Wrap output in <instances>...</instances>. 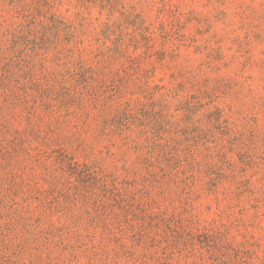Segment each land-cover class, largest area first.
Here are the masks:
<instances>
[{
    "label": "rangeland",
    "instance_id": "1",
    "mask_svg": "<svg viewBox=\"0 0 264 264\" xmlns=\"http://www.w3.org/2000/svg\"><path fill=\"white\" fill-rule=\"evenodd\" d=\"M7 5L0 0V33L23 23ZM82 5V0H48L49 13L64 21L70 52L62 54L60 66L48 63L50 81L45 83L56 92L81 90L87 75L100 94L96 109L83 108L88 120L76 102L59 108V100L50 102L47 113L39 112L31 127L25 119L0 115L1 230L15 228L18 218H32L33 225L41 218L42 226L61 227L69 215H77L82 221L78 248L37 252L31 236L18 226L15 246L1 253L0 264L6 259L8 264H162L160 240L172 233L191 249L190 254L186 249L188 264L199 256L211 262L204 233L213 251L221 250L222 264H264V0H118L110 13L91 1ZM106 24L109 33L103 36ZM36 31L41 44L53 41L51 29L37 26ZM7 38L0 35L3 42ZM21 40L29 43L33 37L25 30ZM66 65H78V77ZM84 102L91 103L86 96ZM125 109L141 120L151 114L147 119L172 129L178 155L195 158L196 165L182 161L174 177L180 182L188 170L194 176L190 189L183 191L167 179L160 186L147 184L154 155L130 149L126 141L145 143L150 131L139 133L140 119L117 131L101 122ZM19 111L16 107L13 114ZM188 134L196 141L184 146ZM143 158L148 162L143 164ZM59 190L75 199L67 215L49 205ZM118 195L134 198L133 215L158 217V246L137 247L130 232L119 234V243L113 238L100 243L103 233L111 236L98 222L90 226L96 202L110 205ZM118 213L121 221L125 213ZM144 220L137 227L148 231ZM86 235H95L94 252L80 247Z\"/></svg>",
    "mask_w": 264,
    "mask_h": 264
},
{
    "label": "trees",
    "instance_id": "2",
    "mask_svg": "<svg viewBox=\"0 0 264 264\" xmlns=\"http://www.w3.org/2000/svg\"><path fill=\"white\" fill-rule=\"evenodd\" d=\"M10 5L7 8H12L11 16L13 17V12L16 14V18L21 19L23 23H19L18 29L12 31L11 29L4 30L0 33L5 39L0 40L2 45H0V52L3 57H0V115H7L15 119L26 120L27 124L31 127L34 120L37 119L39 112L47 113L50 109V102L52 100H59V108L63 106L70 105V103L76 102L78 106V111H82V117L88 120L89 112L84 113L83 108L89 106L90 109H96V100L99 99L100 94L93 89L92 81L89 84V78L87 75L82 77L81 81L83 86L81 90H70L64 88L62 92H56L50 90L46 81L48 78V73L45 74V71H48V63L53 65H59V62L62 60V54H69L70 48L68 45V40L63 36L62 25L64 21L56 16L53 13H49V10L46 8L48 0H2ZM86 1H91L101 10H107L109 13L115 11L117 7L118 0H82V3ZM14 8V9H13ZM9 15V11L6 13ZM10 20V17H7ZM109 24L105 25V28L101 31L103 36H107L109 33ZM37 26H40L42 29L52 30L54 39L50 43L41 44L36 40V31ZM30 33L33 37V40L29 43H24L21 40V37L25 35V30ZM115 29H112L114 32ZM18 33V35H17ZM10 34V35H9ZM63 36V38H62ZM65 41V43H63ZM119 41V38H116V42ZM24 44L25 48L21 50L20 46ZM115 54H118L120 51L118 47L114 48ZM6 54H9L10 58H6ZM1 59H5L6 62ZM132 62H135L133 59ZM36 66L40 67L39 71ZM67 71L72 75L78 77V65H66ZM37 73L42 75L37 77ZM112 83L120 86L122 85L121 80H114ZM89 98L90 105H86L84 102V97ZM19 107L20 111L17 115L13 114V110ZM151 114H145V118L141 120L137 115L131 110H124L122 115L119 117L113 116L111 118H104L101 122L104 127H116L114 131L121 130V128L129 127L130 121H135L140 119V126H143L142 130L139 133H147L150 131L151 135L146 137L145 143H138L136 140L126 141V146L130 149L136 151L145 150L154 155V161L148 164L147 167L148 177L145 178V181L148 185L160 186L162 180L167 179V181H173L174 177L177 178V173L179 172V167L181 166L182 161L189 162L192 155L184 154V159L178 155V149L173 145V137L170 138L172 134L171 128H166L163 122L157 119H147ZM76 128V127H75ZM166 133V134H165ZM168 134V135H167ZM169 138L164 139L165 136ZM164 139V140H163ZM186 144L194 143L196 139L193 136L188 134L183 138ZM141 160V159H140ZM148 162L147 158L142 159V163ZM189 163L196 165L195 158H192ZM155 164V165H154ZM158 169V172H154L152 167ZM201 168H198V172ZM194 170V168H191ZM209 174H214L209 168L206 169ZM188 172V170H187ZM182 173L183 177L179 181H175L177 184H181L182 190H188L194 184V176L188 173ZM51 195H53L51 193ZM73 193L64 192L62 190L57 191V195L54 196V200L49 201V205L52 209H57L62 215L69 214L72 209ZM60 200L66 202L67 204H58ZM75 200V199H74ZM134 198L128 200L126 197L119 196L113 197V203L110 205L105 204L101 199L96 202L95 206V217L91 221L90 226L97 225L102 226L107 235L111 237L100 236V243L102 245L107 241H111L113 238L114 243H119L122 239L119 237V234L131 233L130 238L132 242L137 247H144V245L158 246L155 240V219L157 216H154L151 212L146 213L142 216L133 215L135 210L133 209ZM109 204V203H108ZM120 213H125L121 221H118L116 216ZM148 219L147 224L149 230L146 228L137 227L138 221L141 219ZM30 221V222H28ZM82 222V221H81ZM80 222V223H81ZM112 225L115 223L114 227ZM33 225L32 218H18L15 221V228H9L10 231L1 230L0 225V255L7 248L15 246V240L17 239V230L18 226H22L26 233L31 236V240L34 243V249L38 252L41 250L52 251V253L61 249L63 245L65 250H76L78 248V216L69 215L66 220V223L61 227H55L52 224L49 227L42 226L45 224L41 218H37ZM18 227V228H17ZM40 228V229H38ZM129 230V231H127ZM3 232V233H2ZM158 234V233H157ZM203 248L208 251V258L211 260L209 264H222L223 260L218 256V251L214 252L212 241L208 239L210 235L204 233ZM88 238L86 241L83 239L80 243L86 252H94L95 246L93 241L95 240V235H86ZM181 235L177 233L164 234L160 240L162 246L164 258L162 259V264H188L185 261L186 255H188L187 243L186 241H180ZM106 238V239H105ZM10 239L12 242H10ZM155 243V245H154ZM124 245H121L120 254L124 252ZM189 249V247H188ZM189 254L191 249H189ZM173 251H177L178 257L173 256ZM73 256V252H70ZM62 255L59 251L57 253ZM131 254L132 253H128ZM63 256V255H62ZM65 257V256H63ZM60 260V256H56ZM66 258V257H65ZM69 261L70 258H66ZM7 260V259H6ZM5 264L9 263V260ZM204 256H199L195 258L192 264H204ZM173 261V262H171ZM14 264V263H13ZM206 264V263H205Z\"/></svg>",
    "mask_w": 264,
    "mask_h": 264
}]
</instances>
